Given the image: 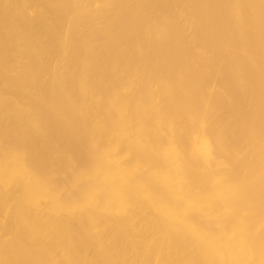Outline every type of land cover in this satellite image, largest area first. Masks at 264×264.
<instances>
[{
	"label": "bare ground",
	"instance_id": "6f19581e",
	"mask_svg": "<svg viewBox=\"0 0 264 264\" xmlns=\"http://www.w3.org/2000/svg\"><path fill=\"white\" fill-rule=\"evenodd\" d=\"M0 264H264V0H0Z\"/></svg>",
	"mask_w": 264,
	"mask_h": 264
}]
</instances>
